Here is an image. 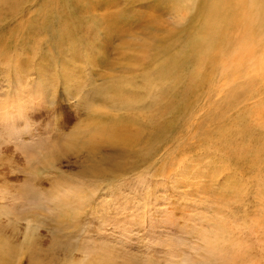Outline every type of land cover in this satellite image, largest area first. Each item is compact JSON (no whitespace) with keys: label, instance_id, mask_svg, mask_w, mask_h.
I'll list each match as a JSON object with an SVG mask.
<instances>
[{"label":"rangeland","instance_id":"rangeland-1","mask_svg":"<svg viewBox=\"0 0 264 264\" xmlns=\"http://www.w3.org/2000/svg\"><path fill=\"white\" fill-rule=\"evenodd\" d=\"M205 8L0 0V264H264V30Z\"/></svg>","mask_w":264,"mask_h":264},{"label":"bare ground","instance_id":"bare-ground-1","mask_svg":"<svg viewBox=\"0 0 264 264\" xmlns=\"http://www.w3.org/2000/svg\"><path fill=\"white\" fill-rule=\"evenodd\" d=\"M204 1L207 4V8H205L204 13L207 16L205 19L208 24L212 21H214L212 22L213 24H217L216 20H220L223 24L225 35L235 28L239 30L238 42L235 43L237 44L236 50L239 57L235 62L241 61L247 56H251V47L261 36L255 34V30L251 26L250 21H256L258 27L262 31L264 30V0H212L209 6L208 1ZM236 7L237 10L234 11ZM223 8H225L224 10H231V13L230 11L222 13L224 11ZM243 22L245 26L242 29ZM204 28H209V26L206 24L203 29ZM221 33L222 32L218 35H221ZM218 49V40L216 37L211 36V34L207 37L205 42L204 40L196 42V53L199 52V55L201 54V56L209 50L212 51V53H217ZM188 50L192 51V43L188 46ZM231 61H233V58H231ZM259 68L261 75L264 77V55L262 60L259 62Z\"/></svg>","mask_w":264,"mask_h":264}]
</instances>
